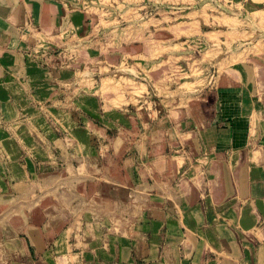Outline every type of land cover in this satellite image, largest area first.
Returning <instances> with one entry per match:
<instances>
[{"label":"rangeland","instance_id":"1","mask_svg":"<svg viewBox=\"0 0 264 264\" xmlns=\"http://www.w3.org/2000/svg\"><path fill=\"white\" fill-rule=\"evenodd\" d=\"M42 11L39 21L30 12L0 19V264H76L45 258L46 248L25 256L32 249L21 237L29 220L47 219L57 224L40 229L48 248L60 220L85 207L72 202L65 217L58 208L70 199L60 196L57 179L65 163H76L77 140L91 145L114 133L125 139L122 128L131 124L143 133L171 116L177 95L192 92L198 100L233 63L253 62L264 90V7L249 11L232 0H44ZM240 26L253 34L237 36L231 49L215 47L227 34L221 30ZM233 47L243 49L233 54Z\"/></svg>","mask_w":264,"mask_h":264},{"label":"crops","instance_id":"2","mask_svg":"<svg viewBox=\"0 0 264 264\" xmlns=\"http://www.w3.org/2000/svg\"><path fill=\"white\" fill-rule=\"evenodd\" d=\"M232 1L249 11L264 7V0ZM43 4L0 0V19L30 12L39 21ZM221 31L227 34L215 47L228 50L253 30ZM232 65L198 100L177 95L171 116L143 133L131 124L121 127L125 139L77 140L82 154L57 179L60 196L70 199L58 208L65 217L72 202L85 207L60 220L48 248L40 229L57 224L29 220L25 256L46 248L45 258L76 264H264V90L253 62Z\"/></svg>","mask_w":264,"mask_h":264}]
</instances>
